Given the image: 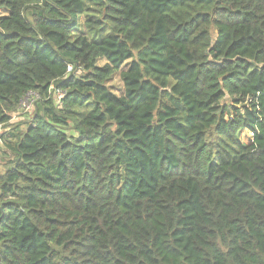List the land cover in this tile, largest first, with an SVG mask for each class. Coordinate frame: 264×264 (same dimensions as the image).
Wrapping results in <instances>:
<instances>
[{
	"label": "trees",
	"instance_id": "1",
	"mask_svg": "<svg viewBox=\"0 0 264 264\" xmlns=\"http://www.w3.org/2000/svg\"><path fill=\"white\" fill-rule=\"evenodd\" d=\"M0 264H264V0H0Z\"/></svg>",
	"mask_w": 264,
	"mask_h": 264
},
{
	"label": "rangeland",
	"instance_id": "2",
	"mask_svg": "<svg viewBox=\"0 0 264 264\" xmlns=\"http://www.w3.org/2000/svg\"><path fill=\"white\" fill-rule=\"evenodd\" d=\"M84 19L80 18L79 19V29L80 32H83L82 29V24H83ZM99 64H102V61L99 62ZM119 81L118 79L113 80L110 84L109 87L111 88V90L116 94V95H120L123 91L122 88L119 85ZM36 102L35 100V96L30 94L29 96H26L20 104V109L18 111L17 114L14 115V118H12V121L10 123H21L26 121L25 119H28V117L31 115L33 109H34V103ZM28 107V109L26 110V108ZM23 128V127H22ZM240 139L242 142L246 143V144H250L251 143V135L248 134L246 131H243L240 135Z\"/></svg>",
	"mask_w": 264,
	"mask_h": 264
},
{
	"label": "built area",
	"instance_id": "3",
	"mask_svg": "<svg viewBox=\"0 0 264 264\" xmlns=\"http://www.w3.org/2000/svg\"><path fill=\"white\" fill-rule=\"evenodd\" d=\"M71 67H68V72H70L71 71ZM50 92H52L53 93V98L56 100V102L59 104L60 103V101H62V99L64 98V96H65V92H63V91H61V90H54L53 88H51L50 89ZM30 94H27L26 96H29ZM33 95V94H32ZM25 96V97H26ZM35 96V95H34ZM24 97V98H25ZM36 97V96H35ZM23 98V99H24ZM20 104H21V102H20ZM19 109H20V106H19ZM28 109V107L26 108V110Z\"/></svg>",
	"mask_w": 264,
	"mask_h": 264
}]
</instances>
